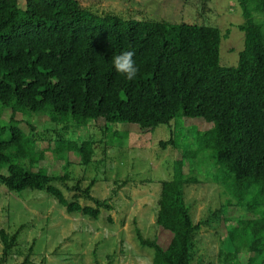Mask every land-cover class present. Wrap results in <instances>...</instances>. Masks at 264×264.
Segmentation results:
<instances>
[{
	"label": "trees",
	"instance_id": "1",
	"mask_svg": "<svg viewBox=\"0 0 264 264\" xmlns=\"http://www.w3.org/2000/svg\"><path fill=\"white\" fill-rule=\"evenodd\" d=\"M237 4L243 49L236 65L222 66L221 32L206 20L195 24L123 18L95 13L78 0H25L24 8L18 0H0V116L8 111L7 123L0 124V185L19 194L42 191L67 213L97 219L102 209H111V198L94 197L96 179L83 185L85 177L74 178L67 169L68 152L87 166L94 160L97 142L66 138L65 132L56 130L37 131L17 114L46 116L47 123L56 126L71 122L94 131L115 123L135 124L146 131L159 124L170 126L174 120L181 124L201 118L210 126L195 130L198 147L183 150L174 159L170 176L160 181L153 225L171 234L167 246L156 238H143L138 228L136 240L151 249V264H191L200 227L234 221L226 235L230 249L225 250L221 241L216 264H242L243 254H248L244 264H264V19L254 20L255 14L264 13V0ZM123 51L134 52L138 73L131 81L112 63V57ZM98 119L102 126L91 125ZM175 142L176 136L170 134L159 145L175 147ZM103 146H112L111 140H104ZM202 150L211 152L215 172L210 180L222 187L226 200L207 219L194 223L184 188L201 181L190 165L188 172L183 169L192 161L200 170ZM47 152L62 162L59 171L39 164ZM73 178L75 183L69 186ZM57 182L74 192L70 199ZM230 207L251 217L229 218ZM17 235L18 231L10 234L0 228V264H11L15 254L23 253L13 251ZM32 253L30 246L17 264H31Z\"/></svg>",
	"mask_w": 264,
	"mask_h": 264
},
{
	"label": "rangeland",
	"instance_id": "2",
	"mask_svg": "<svg viewBox=\"0 0 264 264\" xmlns=\"http://www.w3.org/2000/svg\"><path fill=\"white\" fill-rule=\"evenodd\" d=\"M78 1L95 13L111 12L123 18L183 20L195 24L206 20L207 24L219 28L221 32L219 51L222 66L236 65L238 53L243 49L244 33L237 27L242 22L237 0ZM18 4L24 8L25 0H18ZM263 19L264 13L254 15L255 21ZM4 116L8 117V111L0 116L1 125L7 123ZM15 117L31 121L37 131L49 130L48 133H51L56 130L57 133L65 132L66 138L96 141L94 160L84 166L79 163L76 154L68 152L71 164L67 169L74 178L85 177L83 185L92 178L96 179L91 194L99 199L111 198V209H102L99 217L92 219L80 213H67L56 199L42 191L28 189L19 194L0 185V228L10 234L18 231L13 251L23 252L15 254L14 261L9 262H22L32 246L31 264H151V249L139 245L134 230L138 228L143 238H156L162 247L167 246L171 234L153 225L160 181L170 176L171 165L174 159L180 158L183 150L191 151L198 147L195 130H204L210 125L201 118H188L181 124H176L174 120L170 126L159 124L146 131L127 123L112 124L107 130L95 127L94 131L88 126L78 127L71 122L67 123V127L65 124L56 126L47 123L46 116L31 118L17 114ZM91 125L102 126L103 120L98 119ZM25 129L28 130L27 126ZM170 134L176 136V146L162 148L159 142L168 139ZM103 135L111 140L112 146H103L106 140ZM51 136L55 137V134ZM210 154L209 150L198 151V156L203 157L200 170L196 171L192 161H187L183 169L188 172L190 165L201 181L184 188L185 201L194 223L207 219L209 213L226 200L221 193L222 187L210 180L215 172ZM39 164L54 172L62 166V162L53 159L49 152ZM74 178L68 181L69 186L75 183ZM122 181H125L124 185ZM115 182L120 183L119 187ZM56 184L62 187L68 199L73 196L74 192L64 189L61 182ZM80 202L83 204L88 200L80 199ZM239 214L242 213L230 207L226 216L237 218ZM242 216L251 217L245 213ZM233 223L221 220L202 225L195 238L191 264H216L221 241L225 250L230 249L226 235ZM22 224L26 226L19 231ZM1 252L0 243V255ZM109 255H112L111 260ZM247 256H240L242 264L247 261Z\"/></svg>",
	"mask_w": 264,
	"mask_h": 264
},
{
	"label": "clouds",
	"instance_id": "3",
	"mask_svg": "<svg viewBox=\"0 0 264 264\" xmlns=\"http://www.w3.org/2000/svg\"><path fill=\"white\" fill-rule=\"evenodd\" d=\"M133 51H123L112 57V63L115 70L124 75L129 81L134 80L138 73V68L133 60Z\"/></svg>",
	"mask_w": 264,
	"mask_h": 264
}]
</instances>
